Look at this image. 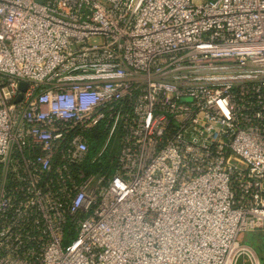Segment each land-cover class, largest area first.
Segmentation results:
<instances>
[{
    "label": "built area",
    "instance_id": "built-area-1",
    "mask_svg": "<svg viewBox=\"0 0 264 264\" xmlns=\"http://www.w3.org/2000/svg\"><path fill=\"white\" fill-rule=\"evenodd\" d=\"M255 231L264 0H0V264H262Z\"/></svg>",
    "mask_w": 264,
    "mask_h": 264
},
{
    "label": "rangeland",
    "instance_id": "rangeland-1",
    "mask_svg": "<svg viewBox=\"0 0 264 264\" xmlns=\"http://www.w3.org/2000/svg\"><path fill=\"white\" fill-rule=\"evenodd\" d=\"M239 240L244 244L251 245L260 258L261 263L264 264V231L241 232ZM237 264H252V262L248 255H242L238 259Z\"/></svg>",
    "mask_w": 264,
    "mask_h": 264
},
{
    "label": "trees",
    "instance_id": "trees-1",
    "mask_svg": "<svg viewBox=\"0 0 264 264\" xmlns=\"http://www.w3.org/2000/svg\"><path fill=\"white\" fill-rule=\"evenodd\" d=\"M92 138L93 141L91 143V151L94 153L97 151L99 145L101 144L102 140H103V136L98 134V132H94L92 134ZM99 166V164L97 165V167Z\"/></svg>",
    "mask_w": 264,
    "mask_h": 264
},
{
    "label": "water",
    "instance_id": "water-1",
    "mask_svg": "<svg viewBox=\"0 0 264 264\" xmlns=\"http://www.w3.org/2000/svg\"><path fill=\"white\" fill-rule=\"evenodd\" d=\"M27 83L26 82H22L21 84V88L24 90L26 88ZM22 95H19L18 99H21Z\"/></svg>",
    "mask_w": 264,
    "mask_h": 264
}]
</instances>
